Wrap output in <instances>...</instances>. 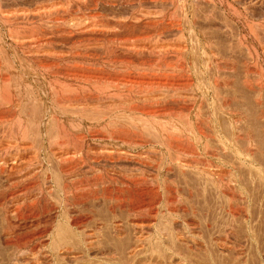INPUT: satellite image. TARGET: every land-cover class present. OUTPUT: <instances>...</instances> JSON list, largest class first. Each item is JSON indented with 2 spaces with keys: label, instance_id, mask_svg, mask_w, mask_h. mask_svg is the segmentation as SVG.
Returning a JSON list of instances; mask_svg holds the SVG:
<instances>
[{
  "label": "bare ground",
  "instance_id": "obj_1",
  "mask_svg": "<svg viewBox=\"0 0 264 264\" xmlns=\"http://www.w3.org/2000/svg\"><path fill=\"white\" fill-rule=\"evenodd\" d=\"M202 1L205 2L162 3L171 12L168 10L165 20L157 21L160 27L156 25L154 31L156 38L164 39L171 33L172 37L178 36L176 44L166 43L170 47L152 48L136 41L130 45L123 38L126 43L118 38L108 39L102 55L95 56L89 51L99 49L97 43H71L64 50L55 45L47 49L46 40L47 47L34 49L37 57L28 53L33 59H3L0 245L9 252L4 254L5 261L0 259V264H72L82 257H89L92 264H101L100 260L109 264L148 261L173 264L175 255L183 257L174 258L179 261L177 264H188L194 251L207 250L208 235L218 252L229 249L228 240L236 237L232 222L238 217V207L232 205L237 191L230 186L233 181L223 167L227 149L223 122L229 117L233 126L231 142L235 143L240 139L239 109L229 108L238 104V89L236 84L231 85L232 99L221 93L227 86L224 80L227 75L223 74L226 72L220 62L225 57L220 49H215L209 23L217 21L214 27L219 25L218 31L235 38L237 46L240 34L238 18L229 0H206L212 12L204 13L203 18ZM255 1L260 6L258 11L262 8L257 18L264 20V0ZM153 2L159 4L158 0ZM253 7L252 10L257 8ZM261 24L264 27V21ZM261 27L247 28L253 50L243 46L254 65V70L244 72L246 80L249 74L254 80L247 81L246 86L256 94L255 105L264 123V28ZM189 32L197 46L182 43ZM40 36L34 39L37 44ZM14 37L10 38L17 42ZM242 38V44L248 41L246 36ZM20 41L17 44L24 39ZM169 54L175 57L173 63L165 60ZM200 71L204 78L198 75ZM162 78L169 80L163 79L164 86L171 83L167 87L172 85L175 89L169 88L171 93L174 91L169 96V93L153 94L159 90L157 87L164 88ZM191 85L202 93L195 92ZM192 179L210 183L212 188L195 189L191 186ZM179 182L188 186L181 188ZM221 201L227 204L230 223L220 211L211 219L213 223L205 224L208 205L213 202L221 206ZM237 246L233 251L238 255ZM182 248L188 256L179 253Z\"/></svg>",
  "mask_w": 264,
  "mask_h": 264
},
{
  "label": "rangeland",
  "instance_id": "obj_2",
  "mask_svg": "<svg viewBox=\"0 0 264 264\" xmlns=\"http://www.w3.org/2000/svg\"><path fill=\"white\" fill-rule=\"evenodd\" d=\"M160 1H161V3H160ZM204 1L205 2H203V1L202 2L206 3V4L201 3V5H203V6H201L202 11L200 10L201 11L200 14H202V15H200L201 17L204 16L203 15L204 13L209 14V12L211 11L210 8H212L211 5L209 3H207L206 0H204ZM225 1L228 2V0H225ZM231 1L233 2V5H232ZM253 1H254V3H253ZM158 2H159V4H155L153 2V0H0V65L2 66L3 63H5L4 60H9V59L11 61L12 60L14 61V60H17L20 58L21 59L27 58L26 60H30L31 58L33 59V57L35 58V56H36V55H34V53H35L34 51L37 50V48H39V50H43V46L44 47L48 46L47 49H50V48H55L53 46V45H55L56 48L58 46V48L62 47L65 50L66 47L69 48L73 43L78 44L79 42H81V43H79L81 45L82 44L84 45L85 42H86V45H93V44L95 45L97 43L96 45L99 46V49H96V50L91 49L89 51L90 54L92 53V55H95V56L102 55L101 54V53H103L102 49L105 45H108V39L109 40H114V39L116 40L117 38H118L117 40L125 39L126 42L130 45H131V43L134 44L135 41H136V43H139V44L141 42L142 45L146 44L145 46H147V47L150 45L149 47H152V48H160L161 49V46L162 47L164 46V48L166 46L170 47L166 43H169V45L176 44L179 41V40H177V42H175V40L178 38V36H175V34H174V37H172L173 34L171 33L170 35H172V36L167 34V35H165L164 39L159 38L158 36H157V38H158L157 39L156 35H155V31H156L155 26L158 25V22L160 20H165V18L167 17V14H169L171 12L169 6H166L167 7V9H166L164 4H162V3L167 2L165 5H170L169 0L168 1L167 0L166 1L165 0H158ZM236 2H237V4H236ZM250 3L251 4L253 3L252 5L254 7L256 6L257 8L253 7L254 9L252 10V8H251L252 5ZM256 3H258V2H256L255 0H235V1L229 0V4L232 7V10L234 12V16L238 18V33L240 34V35L238 34L239 35L238 36L239 37L238 38L239 39L238 46H237V43L235 41V38L228 37L224 31H218V29L220 27L219 25H216L214 27V25L217 24V21L215 22V24L209 23V25L211 24L210 26L212 28L207 27L208 29H210L209 31H211L210 32L211 38H212L211 40L214 42L215 49H217V48H218V50L220 49L219 51L223 54L222 57H225V59L221 60L220 62L222 63L221 66H223L225 68V69L223 68L222 70H223V72H226V73H223V72L222 73L225 76L227 75L225 77L226 79L224 78L227 86L223 87L224 89L222 88L221 89L222 91L221 90L220 91H221L222 95L225 96L226 99H232L231 94H232V90H234V89L231 87V85L233 84V86H234L236 84L237 87H235V89H238L236 92L237 93L236 99L238 101V104H237V106H232L229 108L231 110H232V108L234 109V107H237L236 109H239L238 110V135H239L238 138L240 137V139L236 140V142H235L236 144L235 143L232 144V142H231V134H232V129H233L232 127L233 126L230 123L231 121H229L230 120L229 117L224 118L225 121L223 120L224 121L223 122V128L226 129V130H224V132H225V136L227 137V138L225 137L226 138L225 144H226L227 149L225 150L226 154H225V157L223 159V162H224L223 167H224V170L226 169L225 171H229V172H227V174H228L230 180L233 181L230 183V186H232L234 189L236 188V191H237V195H236L235 202H234L235 204H232V205L235 207H238V217L236 218L237 220L235 219V221L232 222V226L234 227V230H236L235 231L236 237L234 236V238H231L228 240L229 249H227L223 253L218 252L217 249H215L213 240H211V238H212L211 235H210V238L208 235L207 238H205V241L208 242L207 250L202 251V252L194 251L193 252L194 254L191 255V258H190L192 260H189L190 262L188 264H194V263L200 264L198 261H200L201 264H264V226H263L264 225V221H263V219H264V125L263 124L264 123H263V120L259 118L260 115H258L259 114L258 113L259 112L258 107L255 105L254 98H256V94L249 91L248 87L246 86L247 81H250V83L254 82V80L252 81L253 77H252V75L249 74V75H247V77L249 76V78H247L248 80H246V73H244L246 70H249V69L254 70L253 60L250 58L251 56L248 55V52L245 50V47L247 45H248L247 47H250V49L253 50V47L250 44L249 34L248 33L246 34V32L250 31V29H247V28H252V26L254 27L256 25L255 28H252V29H255V30L259 29V27L263 26L262 25L263 23L260 25L261 21L262 22L264 21L263 19H261V20L258 19L260 14H262V10H261L262 8H260L258 11V8L260 6H259V4L256 5ZM249 7H250V9H249L250 11H252V12L254 11L253 13H251L248 10ZM245 8L247 9L246 11L244 10ZM247 11H249V12H247ZM46 15H48V16H46ZM43 16H44V18H43ZM4 18H6V19H4ZM64 18H65V20H64ZM202 18H201V21L203 22ZM47 19H48V21H47ZM55 20L59 23H57ZM94 20H95V22H94ZM243 22L249 24V26L247 24H244ZM245 25H247V27ZM258 25H260V26L258 27ZM91 26L94 28H92ZM101 26L103 28L100 29ZM129 26H131V27H129ZM50 27H51V29H50ZM89 27H91V29L92 30L94 29V30L92 31L91 29H88ZM243 27H245V28H243ZM256 27H258V28H256ZM55 28H57V29H55ZM77 28H78V30H77ZM86 28L88 29V31H87L88 33L86 32V30H87ZM261 28H264V27H261ZM84 29H86V30H84ZM110 29H112V30H110ZM245 29H247V30H245ZM89 30H91V31H89ZM219 30H221V29H219ZM26 32H28V33H26ZM91 32H93V33H91ZM35 33H37L36 35L38 37H39V35L42 36V37L40 36L41 37V38H39L40 43L38 41V44L36 43L37 40H34L35 38L38 39V37L35 35ZM189 33L184 37L186 42H184L182 39V41H183L182 43H184L186 46H188V45L189 46H191V45L197 46L196 40L192 39V37L195 38L194 35H192V33H190V34ZM216 33H218V34H216ZM214 34H215V37H214ZM11 35L13 37L15 36L14 37L15 41L19 42L20 39H21V41L24 39L25 43H24V41H22L23 43L20 41L21 42L20 45H19V43L17 44V42L12 41L13 38L12 39L10 38V37H12ZM65 35H67V36H65ZM118 35L120 36V38ZM16 36L18 38H16ZM166 36H167V38H166ZM245 36L248 39V41L246 43L242 44L241 39H243L242 37H245ZM43 37H44V40L42 39ZM29 38H32V39H29ZM138 38H139V41L137 40ZM103 39H105V40H103ZM151 39H152V41H150ZM46 40L48 41L47 46H45ZM125 40H123L124 43H126ZM147 40H149V41H147ZM189 40H191L190 44L188 42ZM32 42L33 43L35 42V43L33 44ZM87 42H88V44H87ZM89 42H91V43H89ZM172 42H174V43H172ZM117 43H119V42H117ZM150 43H152V44H150ZM194 43H195V45H194ZM29 44L31 47L29 46ZM49 44H50V46H49ZM157 44H158V46H157ZM159 44H160V46H159ZM218 44H219V46H218ZM243 45H245V47ZM154 46H156V47H154ZM216 46H218V47H216ZM40 47H42V48H40ZM195 49H194L195 53L197 52L196 54L199 55L201 52L199 50H198L199 51L198 52ZM221 50H223V51H221ZM28 53L29 54L31 53L34 56L30 54L31 56H33V57H31ZM196 54H195V56H197ZM169 55H167V58L169 57ZM200 55L203 56V54H200ZM7 56H8V58H7ZM116 56H118V55H116ZM122 56L124 57L126 55H119L118 57H122ZM172 56L173 55H170V57L168 58L170 60H168L167 58L165 60H167L168 62L170 61V63H173L175 61V59H173V58H175V57L174 56L172 57ZM146 59L150 60V58H148V57ZM153 59L155 60V58H151L152 61H154ZM202 59H204V57ZM202 61H204V60H202ZM235 65H237V66H235ZM237 69H238V71H235ZM197 70L199 71V68H197ZM202 72H203V70H202ZM231 72L233 73V75ZM2 73L5 75V72H0V75ZM200 74H201V77L204 76V73H201V71L198 73V75L200 76ZM163 79H165V78H162L161 80L163 82L162 81L161 82L163 83V86H164V84H165L164 82H166L168 79L167 80L165 79L166 81H164ZM249 79H251V80H249ZM234 81L235 82L237 81V82L235 83ZM170 82H172V81L170 80ZM167 83H169V82H167ZM190 83L194 84V80L193 81L191 80ZM170 84L171 83H169V85ZM169 85H165L164 88H162V86H161V90H160V86L157 87L156 89L157 90L159 89V90L157 92L154 91L155 93L153 92V94L154 95L159 94L162 96V94L164 95V93H165V95H167L169 93L168 96L171 95L175 91V89L172 87V85L170 87H167ZM171 87L174 90L172 93H171V90H172ZM191 87L193 88L195 86L191 85ZM169 88L171 90H169ZM182 90L183 89H181L180 91H182ZM193 90L199 94L202 93V91L201 92L196 91L195 88H193ZM227 97H229V98H227ZM238 98H240V99H238ZM204 108H206V107H204ZM229 109H228V111H230ZM203 111L206 114L208 113L207 109H204ZM206 121L208 122V119H206ZM253 129H254V131H253ZM249 131H250V133H249ZM237 151H238V153H237ZM253 153H254V155H253ZM227 161H229V162H227ZM192 180L193 181L191 182V186L194 187L195 189H198L201 191L205 188L206 189L212 188V185L210 183L207 184V182L204 183V181L203 182H196L194 179H192ZM179 184H181V185H179ZM179 184L178 185L181 188H185L186 186H188V185L185 186L184 183H180V182H179ZM212 198H213V196H212ZM236 202H237V204H236ZM221 203H222V201H221ZM212 204L214 206H217V207H213ZM224 205L225 204L222 203L221 204L222 207H221V206L217 205V203L214 204L213 202H211V205L210 204L208 205L210 213L208 211L206 214H204V216L206 217L208 214L210 215L212 212L213 213L211 214V216H209V217L207 216L208 219L210 218L209 220L207 219V217L203 218V219H205V220H203V221H205V224H206V221L207 222L210 221V224L213 223L212 220L215 218L216 214L218 216L220 211H221L220 214H222V216L224 217V220L225 221L227 220V222H228L230 219L228 220L229 217L227 216L228 214L226 212L227 204L225 206ZM219 207H221V208H219ZM217 208L222 209L223 211L219 210ZM227 222H226V224L230 223V221H229V223H227ZM234 224H235V226H234ZM236 246L238 247V252L240 251L238 253V255L235 254V250L233 251V247H236ZM4 249H5V247L4 246L2 247V245H0V256L2 255L0 259L3 258L2 259L3 261H5V257H7L6 255H8V252H9L8 250H6V249L4 250ZM179 251L178 252L180 254H182L183 256L189 255L188 252H186L184 248H182ZM4 254H6V255H4ZM3 255H4V257H3ZM154 255H156V254H154ZM220 255H221V257H220ZM181 257L182 256L175 255L174 258L183 259V257L182 258ZM87 258L82 257V259H81L82 261L78 260L76 263H72V264H90L91 260L89 257H87ZM174 258L172 259V260H174L173 264H177L179 261L177 259H174ZM201 259L203 260V262H205V261L206 262L203 263ZM88 260H90V261H88ZM96 261H99V260L96 259ZM102 261L100 260L99 262L101 264L102 263L103 264H107V263L109 264V262L105 263L104 260H102ZM151 263H152L151 261L150 262L148 261L145 264H151ZM61 264H63V263H61Z\"/></svg>",
  "mask_w": 264,
  "mask_h": 264
}]
</instances>
